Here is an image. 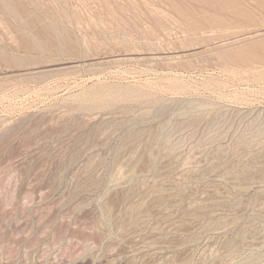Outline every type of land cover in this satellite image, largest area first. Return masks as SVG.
<instances>
[{"label":"rangeland","instance_id":"obj_1","mask_svg":"<svg viewBox=\"0 0 264 264\" xmlns=\"http://www.w3.org/2000/svg\"><path fill=\"white\" fill-rule=\"evenodd\" d=\"M0 264H264V0H0Z\"/></svg>","mask_w":264,"mask_h":264}]
</instances>
